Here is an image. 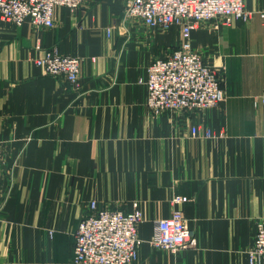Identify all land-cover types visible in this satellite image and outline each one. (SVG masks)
<instances>
[{"label": "crops", "instance_id": "crops-1", "mask_svg": "<svg viewBox=\"0 0 264 264\" xmlns=\"http://www.w3.org/2000/svg\"><path fill=\"white\" fill-rule=\"evenodd\" d=\"M126 2L60 6L51 27L0 19V264H74L92 200L139 212L134 264H249L264 217V0H244L246 21L191 33L221 71V105L159 114L146 105V69L178 44V30L124 19ZM53 46L82 58L77 84L34 63ZM194 124L215 137H193ZM174 208L196 246L172 253L149 239Z\"/></svg>", "mask_w": 264, "mask_h": 264}, {"label": "built area", "instance_id": "built-area-1", "mask_svg": "<svg viewBox=\"0 0 264 264\" xmlns=\"http://www.w3.org/2000/svg\"><path fill=\"white\" fill-rule=\"evenodd\" d=\"M82 0H0V19L14 25L25 21L34 27H51L57 7L76 9ZM264 19V10L259 13ZM250 12L244 0H127L123 17L136 19L151 29L166 31L176 27L180 39L166 55L154 58L147 66L145 79L146 105L156 114L192 111L218 107L225 99L221 88V71L206 63L192 46L191 33L201 23L212 21L229 26L246 21ZM106 35L112 32L105 29ZM43 73L77 84L82 58L60 53L53 46L42 49L34 59ZM258 100L263 105L264 94ZM264 128V122H263ZM193 137L214 138L210 128L194 124ZM221 137V134L218 135ZM186 201L174 196L175 204ZM88 212L74 233V264H134L142 240L137 234L139 212L98 207L89 202ZM149 244L171 252L195 247L193 231L185 224L180 208L168 217L157 219ZM249 264H264V217L256 221L252 245L248 249Z\"/></svg>", "mask_w": 264, "mask_h": 264}, {"label": "rangeland", "instance_id": "rangeland-1", "mask_svg": "<svg viewBox=\"0 0 264 264\" xmlns=\"http://www.w3.org/2000/svg\"><path fill=\"white\" fill-rule=\"evenodd\" d=\"M206 22V21H205ZM178 35H179V39H180V34H179V32H178ZM178 42H179V40H178ZM154 247V246H153ZM154 248H156V249H160V248H157V247H154ZM162 250V249H161ZM164 250V249H163ZM167 251V250H166ZM171 252V251H170ZM172 253H175V252H172ZM139 260V251H138V257H137V260L135 261V263L137 262Z\"/></svg>", "mask_w": 264, "mask_h": 264}]
</instances>
